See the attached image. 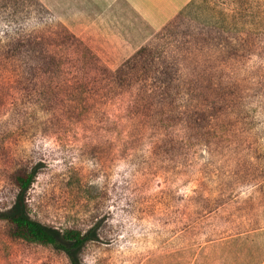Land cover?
I'll return each instance as SVG.
<instances>
[{
  "label": "rangeland",
  "instance_id": "obj_1",
  "mask_svg": "<svg viewBox=\"0 0 264 264\" xmlns=\"http://www.w3.org/2000/svg\"><path fill=\"white\" fill-rule=\"evenodd\" d=\"M138 2L142 29L128 3L126 29L108 32L125 37L109 39L92 27L73 34L38 0H0V264H264V0ZM177 13L251 34L215 74L202 60L176 63L186 103L209 121H171L139 100L140 82L94 68L114 71L155 44ZM24 34L60 69L32 80L15 70L5 52ZM18 168L33 173L23 191ZM14 213L58 240L69 228H94V238L69 253L14 240L1 218Z\"/></svg>",
  "mask_w": 264,
  "mask_h": 264
},
{
  "label": "trees",
  "instance_id": "obj_2",
  "mask_svg": "<svg viewBox=\"0 0 264 264\" xmlns=\"http://www.w3.org/2000/svg\"><path fill=\"white\" fill-rule=\"evenodd\" d=\"M44 10L50 14L46 9ZM25 14L28 16L27 13ZM27 36L29 35L24 34L22 37L10 41V48L8 47L9 49L7 48L5 52L14 69L24 77L28 76L29 80H32L35 73H49L53 69L59 70L60 62L56 60L55 55H52L45 48L43 41ZM249 36L251 34H233L217 27L203 25L181 13H177L155 34V39L158 38L155 44L150 42V38L146 42H150L149 44L138 48L130 58L122 61L114 71L100 69L96 65L94 68L102 72L103 77L106 76L112 80L123 82L124 79H129L131 83L140 82L137 86H140L138 90L139 100L146 106H151L155 102L156 105H154L158 106V112L167 108L171 121H209V117L207 119L199 112V104L191 106L186 103L185 94L180 92L181 89L177 85V71L179 69L176 63L179 62V57L182 55L184 56L182 58L188 63L196 64L202 60L207 62L208 68L202 72L215 74L213 70L217 60L220 66L224 65L231 60H237L239 56H242V53L249 49L247 46ZM163 44L173 47L176 52H179V55L168 60L161 47ZM218 85H222V83L219 82ZM220 93L225 95L222 92H215L212 96H221ZM214 108L221 109L218 105ZM147 110L150 108L147 107ZM214 110L216 111V109ZM32 179V171L25 168H18L12 174L13 183L21 191L31 184ZM1 218L6 221L7 232L12 239L31 244L53 246L67 253L72 249L84 246L94 238V228L86 231L79 228H69L63 231L61 240H58L50 229L23 214L14 213L4 215Z\"/></svg>",
  "mask_w": 264,
  "mask_h": 264
},
{
  "label": "crops",
  "instance_id": "obj_3",
  "mask_svg": "<svg viewBox=\"0 0 264 264\" xmlns=\"http://www.w3.org/2000/svg\"><path fill=\"white\" fill-rule=\"evenodd\" d=\"M44 8L49 11L59 22L75 35H81L90 27L100 31V34L118 39L125 37L119 32V36L108 34L110 30H125L127 20L128 3L130 4L131 20L135 27L138 24L142 29L143 15L141 0H38ZM153 6V5H152ZM151 7L152 12H159V9ZM158 8V7H157ZM139 15V16H138ZM121 22L123 27H121ZM136 34V32H135ZM117 43L116 41H111Z\"/></svg>",
  "mask_w": 264,
  "mask_h": 264
}]
</instances>
